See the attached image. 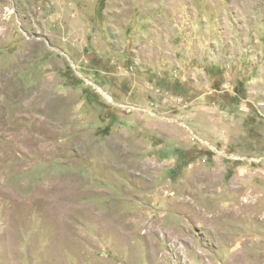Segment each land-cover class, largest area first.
I'll return each instance as SVG.
<instances>
[{
    "label": "rangeland",
    "instance_id": "rangeland-1",
    "mask_svg": "<svg viewBox=\"0 0 264 264\" xmlns=\"http://www.w3.org/2000/svg\"><path fill=\"white\" fill-rule=\"evenodd\" d=\"M0 264H264V0H0Z\"/></svg>",
    "mask_w": 264,
    "mask_h": 264
}]
</instances>
